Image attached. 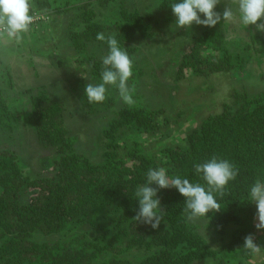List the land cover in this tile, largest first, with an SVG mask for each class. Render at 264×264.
<instances>
[{
    "label": "trees",
    "instance_id": "trees-1",
    "mask_svg": "<svg viewBox=\"0 0 264 264\" xmlns=\"http://www.w3.org/2000/svg\"><path fill=\"white\" fill-rule=\"evenodd\" d=\"M110 1L115 0H100L99 4L105 6ZM80 10L83 28L76 32L72 25L68 37L76 62L86 66L92 81L100 80L102 64L96 51L89 48L94 45L107 54L106 43L96 39L98 33L106 39L114 36L130 57L135 54L132 43L137 36L152 37L153 19L130 11L124 0H120L119 19L109 24L95 22V13L86 4ZM67 11L57 7L55 14ZM30 14L38 17L34 26L42 30L45 16L35 9H30ZM31 25L28 31L34 30ZM241 45V40L224 41L215 30L192 37L172 63L174 82L186 78V73L204 79L240 73L252 59L259 64L264 42L252 38L241 50L243 58L232 51L240 50ZM141 76L140 68L133 66L128 85ZM116 90L117 98L107 94L100 104H89L84 90L80 96L81 108L87 109L84 114L91 120L101 118L100 108L111 115L99 126V164L78 150L77 139L65 127V108L48 96L45 86L36 93L27 90L28 112L13 110L0 90V140L7 141V146L6 141L0 143V264H133L125 258L130 253L141 254L139 264H197L210 259L218 264H264V252L255 254L244 247L257 214L248 192L255 181L264 179V89L255 95L235 92L219 114L190 126L183 144L167 145L158 156L145 154L138 137L127 145L124 135H156L170 119H159L162 109L127 104ZM185 123L189 124V118ZM21 127L31 129L42 146L53 150L54 157L48 158L49 175L26 174L18 150L8 147L11 133ZM122 149L126 152L120 156ZM213 156L229 160L238 175L222 193L215 194L221 209L197 219L206 221L208 236L189 224L184 198L173 187L158 190L162 216L158 229L134 219L139 208L135 190L145 183L148 169L165 168L172 177L203 185L194 165ZM104 221L110 224L106 226ZM258 235L264 237V229ZM214 238L221 242L218 249L211 245Z\"/></svg>",
    "mask_w": 264,
    "mask_h": 264
},
{
    "label": "rangeland",
    "instance_id": "rangeland-1",
    "mask_svg": "<svg viewBox=\"0 0 264 264\" xmlns=\"http://www.w3.org/2000/svg\"><path fill=\"white\" fill-rule=\"evenodd\" d=\"M99 1L29 0L30 9L40 10L41 15L46 18L43 29L41 30L38 25L35 27L33 22L31 26L34 30L23 33L19 40L10 38L0 31V90L5 92L4 96L10 107L13 110L28 112L30 95L27 94V90L32 89V93H36L37 88L45 86L48 96L65 108V127L70 135L77 139L76 147L78 150L81 148L82 153L94 164H99L102 160L100 127L106 124L111 115L101 108H97L101 116L97 120H91V117L84 114L87 109L81 108V93L88 83L95 84L100 80L92 81L87 74L86 66L76 62L78 59L70 45L68 30L72 25L74 31L82 30L80 7L85 4L95 13L97 23L109 24L119 19L120 0L110 1L105 6L100 5ZM124 2L130 11H138L142 16L153 19L150 31L152 37L147 39L137 36L132 43L136 51L129 57L133 60V66L139 67L142 71V76L128 85L134 101L132 104L155 110L162 109L164 113L159 119H170L169 125L155 133L156 135L134 136L126 133L124 139H127V145L131 146L133 138L138 137L137 143L145 154L158 156L161 148L167 145L178 142L183 144L184 133L188 132L190 126L195 127L208 116L219 114L222 104L230 102L235 92L245 91L249 95H255L264 89V57L260 59L259 64L252 59L240 73L213 75L209 79L191 77L186 73L183 80L177 83L173 80L172 63L186 50L190 39L205 30H215L226 42L241 40V49L231 50L238 52L242 58L244 53H241V50L247 43H251L252 38L257 37L264 42V31H258L255 25L245 27L240 23L236 8L237 0H219L214 9L221 17L225 9H231L234 12L231 19H221L214 27L193 24L191 28L175 27V17L170 7L172 0H124ZM57 7L68 11L58 16L55 14ZM257 23H264V20ZM89 49L95 50L96 57L100 60L106 55L97 46L93 45ZM251 54L253 58L256 57ZM77 81L84 86H79ZM107 94L116 98L118 96L114 87H110ZM188 118L189 124L185 123ZM11 135L13 139L8 147L12 146L15 152L18 150L16 153L24 172L32 177L49 175L51 160L49 162L48 158L54 157L53 150L42 146L31 129L17 128ZM3 141L6 140H0V143ZM125 152L122 149L119 155L123 156ZM188 222L200 235L204 237L209 235L206 221L188 218ZM103 223L106 226L110 224L109 221ZM257 223L258 220L255 218L254 227L249 234L254 245L259 247L258 251L264 252V237L258 235ZM64 239L61 237V240ZM211 243L214 249H218L221 242L214 238ZM258 251L253 250L255 254ZM125 258L133 264H139L141 254L130 253ZM197 264L218 263L210 259Z\"/></svg>",
    "mask_w": 264,
    "mask_h": 264
},
{
    "label": "clouds",
    "instance_id": "clouds-1",
    "mask_svg": "<svg viewBox=\"0 0 264 264\" xmlns=\"http://www.w3.org/2000/svg\"><path fill=\"white\" fill-rule=\"evenodd\" d=\"M218 2L172 0L170 7L175 17V27L191 28L193 24L214 27L221 19H231L234 16L231 9H225L222 17L214 11ZM236 8L242 25H255L258 31H264V23H257L264 20V0H237ZM32 20L29 0H0V31L8 37L21 39L22 34L29 30ZM96 39L106 43L107 54L101 58L100 82L88 83L83 96L89 104H100L106 100L109 88L114 87L124 102L131 105L134 101L128 81L133 75V60L114 36L106 39L103 33H98ZM194 168L205 182L203 185L178 175L172 177L165 168L148 169L145 183L135 190L139 208L134 219L150 225L154 230L158 229L162 221L158 190L169 187L175 188L184 198V210L189 219L205 218L210 212H218L221 206L215 194L222 193L229 182L235 180L238 170L229 160L216 156L204 163L195 164ZM248 197L257 207L256 227L258 230L264 229V179L253 183ZM244 247L259 250L251 236L245 238Z\"/></svg>",
    "mask_w": 264,
    "mask_h": 264
},
{
    "label": "built area",
    "instance_id": "built-area-1",
    "mask_svg": "<svg viewBox=\"0 0 264 264\" xmlns=\"http://www.w3.org/2000/svg\"><path fill=\"white\" fill-rule=\"evenodd\" d=\"M37 20H38V17L37 18L36 17L33 18L32 23L35 22V21H37Z\"/></svg>",
    "mask_w": 264,
    "mask_h": 264
}]
</instances>
